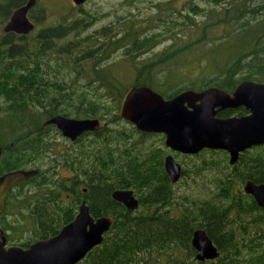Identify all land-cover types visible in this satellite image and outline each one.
I'll return each instance as SVG.
<instances>
[{
    "label": "trees",
    "instance_id": "16d2710c",
    "mask_svg": "<svg viewBox=\"0 0 264 264\" xmlns=\"http://www.w3.org/2000/svg\"><path fill=\"white\" fill-rule=\"evenodd\" d=\"M206 1L214 5L207 12L198 3L190 7L194 16L206 12L210 20L200 27L199 36L185 46L174 42L171 50L144 62L129 87L144 84L154 88L160 66L189 51L200 52V58L207 59L206 75L214 76L204 77L200 87L192 83L172 92L156 89L167 98L187 89L216 86L231 92L243 80L264 82V0ZM21 2L13 0L9 8ZM8 14L6 9L0 10V27ZM75 22L49 26L33 38L29 37L32 33L21 36L2 31L0 35V175L38 167V162L48 164L21 184L37 188L33 197L23 199L33 205L18 207L32 222V240L57 234L86 201L94 217L113 216L114 222L105 240L77 264H264V208L242 188L249 179L264 183V145L241 153L235 165L225 150L201 151L218 153L217 158L203 159L201 167H216L223 176L215 180L217 190L210 197L179 203L174 202L163 149L144 151L139 145L144 141H133L136 133L141 137L157 133L142 132L133 124L132 131L106 125L75 140L65 137L69 143L62 150L56 139L63 134L56 125L48 124L44 128L49 130L48 138L43 137L41 124L58 114L101 120L111 114L113 121L121 119L117 109L129 87L120 88L104 62L120 48L137 56L165 39L164 33L146 27L105 37L108 29L103 28L95 37L75 36L58 46V41L73 33ZM191 24L199 28L195 21ZM216 26L232 29L211 37L210 29ZM91 41L97 43H86ZM68 73L75 76L71 82L65 77ZM103 97L113 102L115 110ZM61 168L72 173L61 176ZM117 189H133L140 207L131 210L115 200L112 193ZM197 228H204L218 246L221 254L217 259H196L192 237Z\"/></svg>",
    "mask_w": 264,
    "mask_h": 264
},
{
    "label": "water",
    "instance_id": "95a60500",
    "mask_svg": "<svg viewBox=\"0 0 264 264\" xmlns=\"http://www.w3.org/2000/svg\"><path fill=\"white\" fill-rule=\"evenodd\" d=\"M80 5L86 0H73ZM37 0L17 8L3 28L6 33L29 34L35 23L29 18ZM245 107L250 111L244 116L218 117L221 110ZM119 115L131 122L138 130L162 133L165 144L184 154H197L203 149L226 150L230 163L236 164L241 153L264 144V82L243 80L232 92L212 86L202 90L187 89L172 97L149 85H133L125 92ZM54 124L63 136L77 139L85 132L98 131L107 124L97 117L76 118L55 115L46 121ZM0 147V157L2 155ZM165 167L172 182L182 177V165L173 155L165 159ZM38 173L36 169H17L0 176V213L5 203V193L22 180ZM244 192L254 197L264 208V183L247 180ZM113 198L128 209L140 206L133 189H117ZM114 222L113 216L94 217L90 206L83 201L76 217L60 231L47 239H38L26 249L21 246L6 247V238L0 239V264H77L106 238ZM198 261L214 260L220 250L204 228H197L192 237Z\"/></svg>",
    "mask_w": 264,
    "mask_h": 264
},
{
    "label": "rangeland",
    "instance_id": "374dc122",
    "mask_svg": "<svg viewBox=\"0 0 264 264\" xmlns=\"http://www.w3.org/2000/svg\"><path fill=\"white\" fill-rule=\"evenodd\" d=\"M193 3H198V5L204 7L206 12L214 6L206 0H88L85 4L74 7L75 3L73 0H40V8L46 14V21L42 25L44 27L46 25L53 26L63 21L69 23L76 21L73 33L69 34L67 38L58 41V46H61L60 43L72 41L75 36L80 38L95 37L103 28L108 29V34L105 37H109L110 34L116 32L121 36L127 29L138 30L140 28L144 29L143 27H146L145 29L151 32L158 31L164 33L165 39L147 53L136 56L129 54L126 48L123 47L118 49L111 59L104 62L105 66H110L111 73L120 82V88H128L134 84L139 73L138 67H141L144 62L155 59L157 54L171 50L174 42L180 46H185L188 42L194 41L199 36L202 31L200 27L210 20H208L206 12L194 16L190 8ZM41 13L42 11L39 10V16ZM192 20L199 25V28L195 29L193 27L191 24ZM231 29V27L216 26L210 29V35L211 37L220 36L226 34V30ZM39 32L38 28L29 37L31 38ZM172 32L176 33L175 38L172 37ZM1 33L2 27H0V35ZM193 34L195 37H193ZM103 39L104 36L101 37V40ZM86 43L97 42L91 41ZM232 49L234 50V47ZM199 54L200 52L197 51L185 52L175 57L169 63L161 65L159 72L155 74L156 76L154 75L156 80L155 90L172 92L178 88L191 86L192 83H196L195 85L200 87L202 81L205 79L204 77L214 76L209 74V72L206 75L205 67L207 59L200 58ZM135 63L138 65L136 68L134 67ZM212 67L208 66L207 70H212ZM67 72V70L64 71V73ZM65 77L71 82L70 80L75 76L73 73H68ZM85 82L86 80L83 79L82 83ZM80 88L82 89L83 87L80 86ZM102 100L106 101L109 105H113V102L107 97H103ZM120 104L117 109L118 112ZM111 107H114L113 110H115V105ZM102 121L112 128L133 130L132 123L122 117L117 121H113L110 114L109 117L107 116ZM57 136V148L62 150L69 142L66 141L63 135ZM137 140L144 141L143 145L139 143L141 149L144 151L160 147L164 151V156L167 153L173 154L183 165V168H186V174L181 180L172 184L174 202L202 201L210 197L217 190L215 180L218 176H223L222 170L216 167H201L203 159L210 160L211 158H217V152L205 151L188 155L173 151L165 145V136L161 133L148 137H141L140 133H136L133 136V141ZM219 157L222 158L223 155L220 154ZM45 162H38V167L46 169L48 164ZM59 173H61V176H68L72 172L69 169L61 168ZM15 236L18 241L26 242L32 240L31 236H33V233L29 232V234L23 233L21 235L16 233Z\"/></svg>",
    "mask_w": 264,
    "mask_h": 264
},
{
    "label": "flooded vegetation",
    "instance_id": "af4514ba",
    "mask_svg": "<svg viewBox=\"0 0 264 264\" xmlns=\"http://www.w3.org/2000/svg\"><path fill=\"white\" fill-rule=\"evenodd\" d=\"M12 1L13 0H0V10L2 11L3 9H6L7 12L9 13L8 17L6 19L2 20V21H4V22H2L3 24H1L2 31H3V28L5 27V25L7 24V22L9 21V19H10L11 15L13 14V12L17 8H19L20 6L25 5L28 2V0H22V2L19 5L14 6L13 8H9V6L12 3ZM87 1L88 0H86V2ZM83 4H85V2ZM83 4H80V5H83ZM80 5L75 4L74 7L75 6H80ZM39 10L42 11L40 16H39ZM28 16L35 23L34 30H32L29 34L33 33L36 30H38V28H39L40 31H45V30L48 29V27H49L48 25H46L45 27L42 26L45 23V21H46V14H44L43 9L40 8V0H37L36 5L33 8L30 9ZM12 33H14V32H12ZM15 34H17V33H15ZM17 35H20V34H17ZM26 35H28V34H26ZM21 36H25V35H21ZM249 113H250L249 110H247L245 107L241 106L239 108H227V109L221 110V111H219L217 116L218 117H222V118H227V117H231V116H244V115H247ZM46 121L47 120H45L41 124V126H40L41 128L44 129L48 125V124H46ZM31 131H32V133H37L36 129H32ZM48 133H49L48 128L44 129L42 131L43 137L48 138ZM262 145H264V144H262ZM258 146H261V145H258ZM252 148H250V149H252ZM169 149H171V148H169ZM2 150H3V148H2ZM203 150H205V149H203ZM213 150H215V149H213ZM173 151H175V150H173ZM176 152H178V151H176ZM179 153H181V152H179ZM2 154H3V152H2ZM170 154L171 153H167L164 156V166H165V159ZM182 154H184V153H182ZM171 155H173V154H171ZM188 155H194V154H188ZM229 160H230V155H229ZM231 165H235V164H231ZM29 169H36V170H38V173L33 175V176H31V177H29V178H26V179L22 180L21 182H19L17 185H15L13 188L9 189L5 193V198H4L5 206H4L3 211L0 213V239H1V235L3 233L5 238H6V247L7 248L8 247H12V246H21L22 248L26 249V248H28L30 246L31 243L34 242L33 240L26 241V242L18 241L17 237L15 236L16 233L18 235H21L23 233L29 234V232L33 233V226H32L31 220L18 207H22L26 203H30V206H32L33 205V201L32 202L24 201L23 199L25 198V195L33 197L35 195L36 191H37V188L35 186H33L32 184H30V183H26V184H23V185H21V184L23 182L27 181L28 179L38 175L40 173V171H44L45 169H41L40 167H33V168H29ZM165 169H166V167H165ZM182 169H183V171H182V177H183L184 176L183 172H184V169H185V168H183V165H182ZM166 172H167V170H166ZM5 173H7V172H5ZM3 174H1V175H3ZM170 180H171V178H170ZM171 182H172V180H171ZM173 183L174 182H172V184ZM175 183H177V182H175ZM84 192H87L86 188L84 189ZM9 206L11 207V210H6V207L9 208ZM23 230H24V232H23ZM31 237L33 239V236H31Z\"/></svg>",
    "mask_w": 264,
    "mask_h": 264
}]
</instances>
